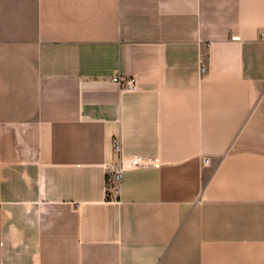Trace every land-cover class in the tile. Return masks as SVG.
<instances>
[{"label": "crops", "instance_id": "obj_1", "mask_svg": "<svg viewBox=\"0 0 264 264\" xmlns=\"http://www.w3.org/2000/svg\"><path fill=\"white\" fill-rule=\"evenodd\" d=\"M262 32L264 0H0V264H264Z\"/></svg>", "mask_w": 264, "mask_h": 264}, {"label": "built area", "instance_id": "obj_2", "mask_svg": "<svg viewBox=\"0 0 264 264\" xmlns=\"http://www.w3.org/2000/svg\"><path fill=\"white\" fill-rule=\"evenodd\" d=\"M261 37H264V32L261 33ZM113 82L118 84L120 88L124 91L134 92L136 90V84L133 79L130 78H114ZM114 148L116 151H119L118 143L115 142ZM208 163V160L204 161ZM139 168V167H159L158 160H140L132 159L129 163H126L124 160L120 161L119 165L115 170L108 174L107 179V189L111 193H118L119 187L121 184L122 174L128 168Z\"/></svg>", "mask_w": 264, "mask_h": 264}]
</instances>
